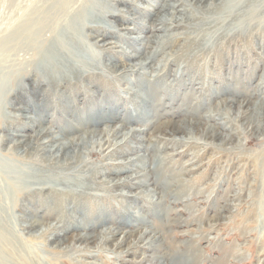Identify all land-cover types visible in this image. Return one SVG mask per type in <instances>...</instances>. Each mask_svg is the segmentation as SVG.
I'll return each instance as SVG.
<instances>
[{"label":"rangeland","instance_id":"374dc122","mask_svg":"<svg viewBox=\"0 0 264 264\" xmlns=\"http://www.w3.org/2000/svg\"><path fill=\"white\" fill-rule=\"evenodd\" d=\"M127 1L132 2L135 8L131 7L123 14L128 18L125 28L129 27L133 32L129 36L143 39L148 35V29L141 28L147 24L146 8L160 2ZM38 3V0H0V264H166L164 258H160L162 256L174 264H178L179 260H185L186 264H264V119L257 116L264 110V44L263 48L261 46L264 32L257 30L263 27L258 22L264 20V3L243 9L231 7L230 13L220 10L211 17L206 16L203 10H189L195 20H198L196 16L216 19L213 25H209L212 29L208 32L213 34L225 28L224 23L243 20L248 17L246 11L257 9L246 30L230 37L226 44L220 45L211 40L206 50L194 49L188 58H178L172 53L176 48L168 47L166 55H157L151 65L121 75V63L115 61L118 53L125 57L129 53L144 57L149 49L143 47L139 40L129 43L131 38L125 33L123 37L119 36L120 30H128L117 28L119 31H114L117 35L111 39L117 44L111 52L114 59L107 62L104 57L93 59L94 54L89 53L90 56L85 51V59H81L82 63L95 64V67H83L88 76L105 74L112 84L110 88L103 87L108 90L107 94L103 93L102 87H96L97 90L88 84L91 89L86 90L72 82L78 93L70 94L72 85L63 83L56 90H51L46 84H37L34 95H23L17 90V83L25 80L24 89L31 91L30 84L26 83L27 77H20L31 57L19 50L18 45L24 38H18L15 30L28 19L30 9ZM122 5L125 8H121L128 9L126 4ZM170 12H163L165 18L167 15L169 19ZM179 16L184 17L183 14ZM142 20L146 23L137 22ZM221 22L223 25L219 26ZM200 26L194 24L189 26V30ZM167 32L158 31L161 36ZM95 34L98 35L97 32ZM53 35L47 38L41 51ZM211 47L218 48L215 54L207 51ZM97 49L90 47L92 52ZM167 55L174 66L155 76L157 72L153 71L160 67ZM135 59L139 58L123 63H132ZM61 66L65 69L54 76L63 78L75 66L82 68L77 62ZM111 66L116 72L109 70ZM136 85L145 88L139 89ZM10 87L11 93L5 96ZM125 89H131L136 94H130ZM102 97L109 99L107 108L98 106ZM225 99L232 102L227 105ZM237 101L248 106L244 108L248 113L242 117L238 116V105L233 103ZM20 105L28 106V109L24 110ZM91 111L96 113L84 117ZM96 114L114 117L107 121ZM205 115L209 120L204 119ZM169 119L179 122V130L174 128L175 133L165 127L161 130L157 128L162 121ZM33 120L39 123H33ZM90 120L91 124L86 123ZM191 121L197 124L188 125ZM25 122L28 128L30 123L41 128L50 127L54 136L63 142L71 136H84L90 129L119 128V141L124 135L136 131L129 139L132 144L126 148H140L125 156L105 160L102 154L99 158L97 155L90 157L89 150H94L91 153L99 150V138L95 140V137L83 139L81 148L71 153L72 157L78 153L84 159V165L122 162L125 157L147 159L137 162L139 167L127 172L134 185L132 190L122 186L107 189L98 186L96 183L101 180L114 182L117 179H109L103 172L94 180L86 178L80 182L81 188L87 187L86 196H92L88 202L82 200L85 207L73 210L77 219H80L79 213L90 212L87 219L92 221L88 223L92 225V230L87 232L91 233L92 241L75 238L76 233L86 234V230L71 226V214L67 215L68 229H59L57 234L49 230V227L62 226L63 222L59 220L60 213L50 217L34 209L37 204L52 206L55 202L54 199L44 198L45 192L36 196L28 194V190H20L18 195V188L32 181L35 183L31 188L43 180L53 187V183H59L58 178L53 177L55 174H67V178H62L64 181L72 175L71 170L64 171L67 167L61 165L64 161L61 157L45 162L49 159L47 151H33L31 144L26 145L28 141H23L24 137L20 139L15 128L22 129L21 124ZM79 123H82L81 127ZM224 124L226 128H222ZM211 127L209 134L203 132L204 128ZM74 129L77 130L68 135L63 133L64 130ZM20 131L30 135L36 130L23 128ZM216 131L228 135L226 140L220 142ZM28 155L33 156L36 164H30ZM42 161L49 165L44 166ZM152 173L163 175L160 182H167L171 190L167 187L159 193L157 185L151 184V181L141 186L135 183L139 180L134 176L148 174L149 178ZM139 191L147 195L134 199ZM165 191L169 194L164 198ZM77 202L83 204L73 201L71 206H76ZM122 202L126 204L125 208ZM109 229L118 232L113 237L108 234L109 241H104L101 234ZM125 231H129L126 237ZM120 242L122 244L118 246ZM136 242L137 246H134ZM142 245L145 246L141 248ZM191 254L196 258L192 260Z\"/></svg>","mask_w":264,"mask_h":264},{"label":"bare ground","instance_id":"6f19581e","mask_svg":"<svg viewBox=\"0 0 264 264\" xmlns=\"http://www.w3.org/2000/svg\"><path fill=\"white\" fill-rule=\"evenodd\" d=\"M38 1L39 3L34 8L30 9L28 13L29 14L28 19L25 22H23L20 26H18L15 30L16 31L15 33L18 34V38H20L21 36H23L24 38L20 41L18 45L19 50L21 52H24V55H30L31 57L27 65L23 67L22 69L23 72L20 73L21 78L27 77L26 79L28 81H26V83L30 84L29 87L31 91H27L24 89L23 81L25 80H20L17 83V86H18L17 90L18 91L20 90V92H22L23 95L24 94L34 95L37 84H46V86H48L51 90L52 89L56 90L57 88H59V86H62V84L65 83L67 86L72 85L73 87L70 90V94L73 92L78 93L79 91L75 92V88L72 82H74L78 87H81V89H86V90L91 89L88 86V84L95 86L94 87L95 89H97L96 87L110 88L112 84H110V81L107 79L105 74L91 73V74H96V75L88 76L83 70V67H95V64L92 62L82 63L81 59L82 58L85 59L83 56L84 51L85 53L88 52V54L89 53L94 54L93 59L97 57H101V58L104 57L106 62L110 59H114L111 52L113 50V47H115L117 44L111 39H113L112 37L114 35H117V34H114L115 30H118L121 28L124 29L126 27L125 24L128 18L123 16V14L125 11H128L131 7H133V3L127 0H38ZM142 1H146V0H142ZM158 1L160 2L159 5H155L153 3L151 5V8H146V10L148 11L147 15H145L148 17L147 24L143 25L141 28L148 29L147 36H143L144 38L143 39L140 38L139 40V38H134V37L129 36V34L133 33L129 27L125 28L128 30L127 32H121L120 30L119 36L123 37L126 34L129 38H131V40H128L129 43L130 41H132L131 43H133L134 40L135 41L139 40L138 42L142 43L143 47L145 46L149 49V51L146 52V55L144 57H139L131 53H129V55L125 57L121 53L117 52L118 56H116L117 59L115 58V61H117L118 63H121V65H119L120 75L126 72L133 71V70L139 71V69H143L145 66L151 65L152 61L155 59L157 55L165 54V49H167L168 47L176 48L175 50H172V53L174 55H178V58L181 56H187L188 58V56L190 57V51H193L194 49L206 50L208 47L209 41L211 40L212 42L215 41L217 43H220V45L226 44L229 41L230 37H233L236 34L243 33L246 30L248 21L252 19L253 13L257 11V9L248 10L246 11L248 14L247 18L243 20H235L231 24H230V21L226 22L224 23L226 26L225 28L219 29L216 33L210 34L208 31H210L212 28L211 26L209 27V25L210 24L213 25L216 19L207 20L203 18L204 16L202 17L196 16L198 20H195L193 17V14L191 13V11H189L191 9L195 8V9H198V11L203 10L207 14L206 16L211 17V15L216 14L215 13L216 11H220V10H225V12L230 13L229 8L231 7L237 6V9H243L244 7L249 8V7H253L255 5H260L264 3V0H171V2L170 0H158ZM110 2L112 3L110 4ZM122 3L126 4L127 5L126 8L128 9L124 10L123 8H125V5H122ZM164 11L167 13L169 11H172L170 12L171 15L169 14L170 15L169 19L167 15L165 18V15L163 14ZM181 14H183L184 17L179 16ZM113 22H115V24ZM137 22L146 23V21L144 22L143 20L137 21ZM258 23H260L264 27V20ZM194 24H197L199 26L201 25V26L198 28H195V30H189V26H192ZM218 25L219 26L223 25V22H221ZM135 26L138 27V25H135ZM263 27H260L257 30L264 32ZM158 31L159 32L168 31V32L167 34H164L161 36L158 33ZM96 32L98 35L95 34ZM52 33H54L53 37L50 39L46 48L43 51H41L40 48H42L45 45V43L47 42L46 41L47 38ZM262 41L263 42L261 46L263 48L264 34L262 35ZM91 46L98 48V49L92 52L90 50ZM217 49L211 47L207 51H209V53L212 55L213 53L215 54V51ZM76 50H78L79 52L75 53ZM217 52L219 55L220 52L219 51ZM77 56L78 58L76 59ZM136 57H138L139 59L138 60L135 59V61H133L132 63H128V64L123 63V62L128 61L129 59L136 58ZM111 61H114V60H111ZM75 62H77V64L79 65H82V68L75 66L74 70L68 74L69 76L66 75L63 78L56 77L53 75L58 72L61 73L62 69L63 70L65 69L61 65L74 64ZM105 66L107 67L108 65H105ZM173 66H174V62L171 61V58L168 57L167 55L162 59V63L160 64V67H157L156 70L153 72L155 73L157 72V74L155 75L157 76L161 74V71L163 72L164 70H168V69L170 70ZM111 67L112 68H110L109 70H111L112 72H116L114 69V66H111ZM107 72L110 73L109 71ZM165 74H169V73L165 72ZM136 87L139 89L145 88L141 85H136ZM103 90H104L103 93L107 94L108 90L106 88H103ZM125 90L127 92H130V94L131 92H133V94L134 93L136 94V92H134L131 89L129 90L125 89ZM11 91L12 89L10 87L9 90L8 89L6 90L4 95L6 96L7 94L11 93ZM18 91H16V93ZM160 95L161 94L159 93V97ZM54 97L57 99L56 96ZM157 99L158 98H156V100ZM101 100H102L101 102H98V106L103 105L105 108H107L109 99L102 97ZM224 102L228 105V103L232 101L225 99ZM233 103H236V105H238V110H239L238 116L239 117H242V115H246L248 113V111L244 109L245 106L248 107L246 103L240 102V101L233 102ZM20 106L24 110L28 109V106H25V105H20ZM240 108L242 109L241 111H240ZM180 109H182V107ZM262 111H263L262 114L258 113L259 115L257 114L256 115L259 116V118L264 119V110L262 109ZM90 113L95 114L96 112L94 111L88 112L84 115V117L88 116ZM71 114L73 113L71 112ZM96 115H99V114H96ZM99 116L104 117V119L107 121H110L114 117L111 115H108L109 116L108 117L106 114H103V115L100 114ZM205 116L206 117H204V119L209 118L207 117V115ZM210 116H211V113H210ZM219 116L221 117L222 113ZM32 122L34 123L38 121L33 120ZM90 122L91 120L86 123L91 124ZM33 123L29 124L31 126V127L29 126V128L27 127L28 123L27 125H26V122L22 123L21 128L22 127L25 129L31 128V130L34 129L36 130L35 133H32L30 135H25L20 131V130H23V128L22 129L19 128V130L18 128H15V131H18V133L16 134L20 136V139L24 137L25 140L23 141L25 142L28 141L26 142V145L31 144L30 148L33 151H36L38 153H41L42 151L43 152L47 151L46 153L49 155L48 156L49 159H45V162L51 161V158H55L57 160V158L61 157L64 160L63 164L61 165L67 167V169L64 171L71 170L72 175L69 176L66 181H64L63 179L67 178L68 176L67 174H63L62 172L55 174L53 177L58 178L59 183H53L52 184L54 185L53 187L49 185V182L47 180H43L39 182V185H37L38 187L35 186L34 188H31V186L34 185L35 183L32 181L28 184H24L23 188L21 189L18 188V191L17 190L16 191L18 192V195H19L20 190H28V194H32L36 196H38V194L42 195V193L45 192L46 196L44 198H47L49 200L54 199L55 201L53 202L54 205L52 204V206L50 205L45 206L44 204L42 205L40 203V204H37L36 207H34V209L38 210V212L42 211L44 214H46V216H50V217L53 216L54 213H60L59 220L63 222L62 226L49 227V230L57 234L59 229L61 230L68 229V227H66V224L68 221L67 215L71 214L70 217L72 221L71 222L69 221V223L72 224L71 226H73L74 228L86 230V234L76 233L74 235L75 238H78V240H81L84 242H90L92 241V235H90L91 234L90 232H87L88 230L89 231L92 230L91 229L92 225L88 224L89 222L91 223L92 221L87 219V217H89L88 213L90 215V212L79 213L80 219H77V217L75 216L76 214L74 213V210H73V208L81 209L85 207V202L83 201L88 202V199L92 196V195H89L88 197L86 196L88 194L85 191L87 187L81 188L83 186H80V182H83V180H86V178H90L94 180L95 177H97L99 174H101V172H103L107 177H109V179H114V178H117V179L114 182L111 180L110 182L101 180L99 181V183L98 182L96 183L98 186H101L105 189L110 188V187L122 186V187L132 190L134 189V185L131 184V175H129L127 172L131 171L133 167H139L137 165V162H141V161L143 162L147 159L146 157L145 158L137 157L135 159L125 157L123 158L124 161L122 162H102L100 165H86V164L84 165L83 163H85V161L84 159L80 158V156L77 155L78 153L74 154L73 157L71 153H74L76 149L81 148V145L84 144L83 139H93L95 137V140L99 138V141H97L99 150L97 152H92V153L91 151H94V150H89L88 155L90 157L92 155L93 156L97 155V157L99 158L102 154V159L105 160V159H112L114 157L118 158V156L119 157L125 156L131 151H135V150L137 151L140 148V146H136V147L133 146L131 149L126 148L129 144H132L129 142L130 141L129 139L134 136L136 131L131 132L130 135L123 134L124 135L123 138L121 137L122 139H120L119 141L117 140L118 133H120L119 128H115V129H112V128L102 129L101 128V129H94V130L90 129L85 132L84 136L83 135L71 136L67 139L66 142H63L60 140V138H57L56 136H54L53 132H51L50 130V127L41 128L37 124H33ZM97 123L98 122H95V124ZM182 123H184V121ZM196 124L197 123H195L194 121L188 122V125L190 126H194ZM79 125L81 127L82 123L81 124L79 123ZM226 125H228V123ZM163 127L168 128L169 130L172 131V133L173 131L175 133L176 129L179 130V122L169 119L164 122L162 121L157 128L161 130V128ZM255 127L257 128V125H255ZM222 128H226L225 124L222 125ZM76 130L77 129L68 130V131L64 130L63 133L65 135H68L70 132L76 131ZM204 131H206L205 132L206 134H209V132L212 131V127L208 129L204 128L203 132ZM216 133H218L216 135H218V137L220 138V142L225 141L226 138L228 137V135L222 134L219 131L218 132L216 131ZM27 159L31 161L30 164H34V163L36 164V161L33 158V156L28 155ZM46 165H49V164L44 163V166ZM153 175L149 178H148V174L141 175L140 177L134 176L136 179L139 180V181L136 180L135 183H137L138 186H141V185L148 184L149 181H151L150 182L151 184L157 185L156 190H159V193H162V190L167 189V187H169V184L165 181L164 182L162 181V183L160 182V180L163 179V175H160V174L158 175L153 174ZM111 176H113V178ZM142 176H143V179H142ZM107 183H111V184L107 185ZM56 185H61L62 187L60 188V187H57ZM73 187H77V188L74 189ZM78 187L81 189H78ZM30 189L31 191H29ZM169 189L171 190L170 187ZM168 194H169L168 191L167 192L165 191V194H163V197L165 198ZM140 195L142 197H145L144 195H147V194H145L144 191H139V193L133 196V198L136 199ZM24 196L25 195H23L22 197ZM73 201H81L83 202V204L80 202H77L76 206L72 207L71 202ZM123 206L125 208L126 204L124 203ZM126 213L128 214L127 210H126ZM35 216H38V215H35ZM33 223L34 222L30 223L29 225H32ZM117 232L118 230L114 232L111 229H109L106 232H102L101 237L104 241L105 240L109 241L108 234L112 235L113 237L117 234ZM127 233H129V231H125L124 237L128 235ZM138 239H135V240H138ZM137 243L138 242H136L134 246H137ZM121 244L122 242L118 243L117 245L120 246ZM144 246L145 245H142L141 248H143ZM129 250L130 248L125 251L129 252ZM194 257L195 256L191 254L192 260L194 259ZM160 258H164L163 261L166 264H174L172 260L170 259L167 260L165 256L164 257L162 256ZM178 264H186V263H185V260H179Z\"/></svg>","mask_w":264,"mask_h":264}]
</instances>
